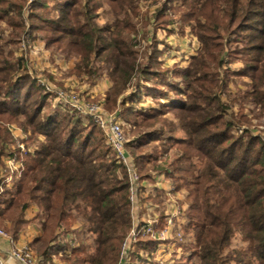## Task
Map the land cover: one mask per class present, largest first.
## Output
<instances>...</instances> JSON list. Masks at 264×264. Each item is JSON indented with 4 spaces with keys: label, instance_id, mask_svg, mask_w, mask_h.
<instances>
[{
    "label": "trees",
    "instance_id": "obj_1",
    "mask_svg": "<svg viewBox=\"0 0 264 264\" xmlns=\"http://www.w3.org/2000/svg\"><path fill=\"white\" fill-rule=\"evenodd\" d=\"M115 1H120L125 10L115 14L119 22L112 30L89 24L92 0L57 2L54 11L58 14L53 19L38 14H50L49 0H34L29 31L46 34L48 46L65 41L63 49L76 47L85 61L84 66L78 67L80 75L97 78L104 67L113 82L108 99L116 103L132 77L141 71L136 67V58L130 59L133 51L124 39L133 18L125 6L128 0ZM26 6V0H0V25L7 21L14 28L8 37L0 30V120L9 114L23 117L33 132L45 136V141L33 156L24 157L22 178L15 192L9 193L10 202L0 203V226L17 239L30 223L25 218L26 210L35 205V220L41 225L42 235L30 246L43 264L53 262L54 248L66 255L62 257L63 264H120L121 245L131 230L127 174H122L121 179L117 173L120 165L98 163L100 145L92 144L96 130H100L97 126L87 127L84 134L79 132L80 122L64 114L54 118L49 113L40 120L48 96L40 95L41 100L32 101L39 90L32 84H23L31 80L23 58L5 53L8 45H17L28 32L21 18ZM193 9L199 11L194 20L199 23L196 35L202 47L192 68L205 70L210 69V64L220 65L224 35L234 30L246 31L241 55L251 75V88L243 102L235 96L232 101L244 105L252 97L250 101L264 105V0H195ZM201 19L205 23H200ZM144 70L143 74L152 73ZM26 90L29 93L22 98ZM214 93V89H207L202 97L203 108L193 95L192 104L187 106L190 113L184 112L189 114L188 120H183L182 125L187 137L180 142L183 148L179 149V156L169 164L181 173L179 185L190 191L187 232H194L192 255L198 258L197 264H264V142L229 135L234 115L229 114L230 106L222 104ZM240 118L246 116L240 114ZM9 136L8 128L0 125V164ZM144 159L140 154L135 161ZM77 222L81 227L74 232ZM60 232L64 238L71 232L78 235V240L81 236L70 253L68 242L55 244ZM237 235L244 247H233ZM144 239L133 247L131 260L126 264H139L133 260L141 257L142 249L153 254L157 242H143ZM86 242H90L89 246ZM148 258L152 262L153 255ZM191 261L190 258L188 262Z\"/></svg>",
    "mask_w": 264,
    "mask_h": 264
},
{
    "label": "rangeland",
    "instance_id": "obj_2",
    "mask_svg": "<svg viewBox=\"0 0 264 264\" xmlns=\"http://www.w3.org/2000/svg\"><path fill=\"white\" fill-rule=\"evenodd\" d=\"M60 1L63 0H49V8L52 12L44 15L41 11L38 14L48 19L56 18L58 13L54 11V7ZM26 2L27 6L21 18L24 29L29 30L32 21L30 20L31 5L34 0H26ZM194 2L195 0H189L188 5L186 0L127 1L126 9H130L133 18L131 17L132 27L126 31L129 33H126L124 39L128 48L133 51L130 59L136 58V67L141 73L132 77L116 103L108 99L113 82L104 67L98 72L97 78L80 75L78 67L84 66L85 62L82 53L76 47L63 49L66 45L65 41L60 45L48 46L46 34L32 31L31 36L25 34L17 45H8L5 48V53L12 52L13 56L24 60L31 83L23 84L26 86L32 84L39 90L38 93L33 94L31 100L34 101L36 98L39 100L40 95L48 96L44 106L45 113H42L40 120L49 113H53L54 118L57 114H64L75 118L74 122H80L79 132L84 134L87 132V127L97 126L85 114L60 103L55 94L46 92L42 83L48 84L53 90L73 91L82 103L100 104L102 111L107 115L118 114L127 141L126 149L130 154L129 167L116 161L114 152L112 153L106 146L108 145L106 133L99 126L97 127L100 130H96L92 144L100 145L98 163H116L117 167L120 165L117 173L121 179H124L121 175L126 172L130 183L132 168L136 169L139 176V184L142 187L134 195L135 202H131V191L128 195L131 205L129 234L133 229L139 230L142 225L151 221L155 223L154 230H160L167 227L165 224L167 225L169 217L176 216L172 233L165 240H155L142 232L131 242L128 241L126 249L123 250V245L129 238L128 234L121 245L123 254L120 264H126L131 260L133 247L143 238L146 240L143 242L147 240L157 242L155 250L153 254H148V249H142L139 251L141 257H136L133 262L139 264H197L198 262V258L192 255L195 246L194 232H187L189 223L187 214L191 205L190 191L186 186L179 185L178 176L181 173L175 172L169 166L180 153L179 149L183 148L180 142L187 137L182 125L183 120H188L190 107L187 106L192 104L193 95L198 98L199 107H202L204 106L202 97L207 94V89H214V94L220 98L221 103L230 106L229 114L234 115V125L229 135L234 139L259 138L264 142V105L250 101L252 97L247 99L244 105L232 101L235 96L243 102L246 92L251 88V75L246 70L244 56L241 55L244 47L242 43L247 32L234 30L230 32L231 34L224 35L222 40L224 50L219 56L222 61L220 65L210 64V69L205 70L203 67H199L198 70L192 68L202 47V42L196 35L199 23L194 18L198 17L199 11L193 9ZM89 6V24L112 30L116 27L119 21L115 14L121 9L120 1L92 0ZM194 15L196 17H193ZM200 23L205 22L201 19ZM0 28V30H8L9 34H4V37H8L14 31V28L6 25H0ZM150 61L155 63L151 64ZM98 64L100 65L99 62ZM145 68L152 73L143 74ZM206 73L207 75L204 76ZM73 78H76L78 83L74 84ZM104 84L107 87L103 86ZM98 88L100 91H92ZM262 90L264 92V88ZM27 92L29 93L26 90L21 94L22 98H26ZM187 111L188 113L185 114ZM240 114H244L246 119L240 118ZM10 115L3 116L0 120V125L7 127L10 133L3 147L4 154L0 164L1 204L10 202L12 198L10 194L15 192V186L22 178L24 157L33 156L45 141V136L33 132L32 127L25 123L23 117L14 118L9 117ZM140 154L144 155L145 159L137 163L135 158ZM149 158L152 159L148 160ZM80 227V222H77L73 227L74 232L77 229L79 231ZM0 229L4 230L12 244L16 242L5 228L0 226ZM70 234L64 238L62 232L58 233L55 243L68 242L70 248L67 253H70V249L77 246V241L81 240V236L79 240L77 239L76 233ZM85 244L89 246L90 242ZM244 246L241 236L237 235L233 240V247ZM24 247L30 248L38 264H43L37 252L29 244L21 247L13 245L11 252ZM53 254L55 255L51 264H63L62 257L66 256L63 251L57 253V249L54 248ZM149 255H153L152 262L147 261ZM190 258L192 261L188 262Z\"/></svg>",
    "mask_w": 264,
    "mask_h": 264
},
{
    "label": "built area",
    "instance_id": "obj_3",
    "mask_svg": "<svg viewBox=\"0 0 264 264\" xmlns=\"http://www.w3.org/2000/svg\"><path fill=\"white\" fill-rule=\"evenodd\" d=\"M43 87L46 89V92L49 94H55L58 101L65 105L71 106L76 111H80L82 114L88 116L94 123L99 126L106 133V141L107 144L112 148L116 159L129 167L130 154L126 149V138L124 132L122 130V126L120 123V119L118 114L107 115L105 114L100 104H85L82 103L81 100L77 97V95L73 91H57L53 90L48 84L42 83ZM139 176L136 172L135 168L131 169L130 176V191L132 193L131 202H135L134 195L138 192V189L142 186L139 184ZM176 216L169 217L167 220V225L165 224V228H161L160 230H154L155 223L153 221L144 224L141 226L139 230H132L129 234V238H127L123 245V250L126 249L128 241H132L134 237L143 232V234L150 235L155 240H165L172 233V227L175 226ZM183 223V221L181 222ZM0 236L5 237L10 240V238L6 235L4 230L0 229ZM123 254V253H122ZM121 254V256H122ZM11 257L16 260L19 264H38L35 260L30 248L24 247L22 249H16L11 252ZM0 264H5L4 259L0 257Z\"/></svg>",
    "mask_w": 264,
    "mask_h": 264
},
{
    "label": "crops",
    "instance_id": "obj_4",
    "mask_svg": "<svg viewBox=\"0 0 264 264\" xmlns=\"http://www.w3.org/2000/svg\"><path fill=\"white\" fill-rule=\"evenodd\" d=\"M1 25L2 26L6 25V27H10L8 25L7 21H3L1 23ZM27 31L28 32H27L26 35L27 36H31L32 32L29 31V30H27ZM7 32H8V30L5 29L4 34H6ZM7 34H9V33H7ZM72 81H74V84L78 83V80H76V78H73ZM103 86H106V85L104 84ZM97 87H98V85H97ZM92 91H100V88H98V90H92ZM160 186H162V185H160ZM160 186H158V187H160ZM37 212H38V209H37V207L35 205H31L26 210L25 218L30 223L19 233V236L16 239V242L14 244H12L13 242L11 240L0 236V257L2 259H4L5 264H19L16 260H14L11 257V250L13 249V245H16V246H19V247L24 246V245H28V244L31 245L32 242H34V240H36L37 238L41 237V235H42L41 226H39L40 225L39 221L35 220ZM9 226H10V224H8V227Z\"/></svg>",
    "mask_w": 264,
    "mask_h": 264
}]
</instances>
